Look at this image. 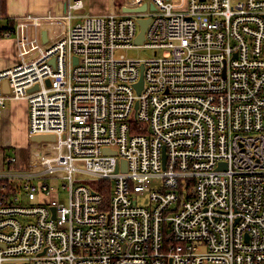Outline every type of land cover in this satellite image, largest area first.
Instances as JSON below:
<instances>
[{"label": "built area", "instance_id": "built-area-1", "mask_svg": "<svg viewBox=\"0 0 264 264\" xmlns=\"http://www.w3.org/2000/svg\"><path fill=\"white\" fill-rule=\"evenodd\" d=\"M110 2L7 24L29 153L0 169V264H264V0Z\"/></svg>", "mask_w": 264, "mask_h": 264}, {"label": "rangeland", "instance_id": "rangeland-1", "mask_svg": "<svg viewBox=\"0 0 264 264\" xmlns=\"http://www.w3.org/2000/svg\"><path fill=\"white\" fill-rule=\"evenodd\" d=\"M39 2L42 1H46V0H38ZM48 2L44 3H39L36 2L35 4V8L32 10L33 11H43L44 12V7L46 6V11L49 9H53L54 4H53V0H47ZM52 1V2H51ZM59 1V0H58ZM71 2H73L74 0H70ZM111 0H83V2L85 3L84 8L81 11H72V14L76 17L74 20H72L70 22V25H74L78 22H81L84 16H93V15H104V14H108L111 11ZM34 2V0H33ZM60 2V1H59ZM64 2V1H63ZM66 4V2H65ZM39 5V8H38ZM63 5V4H62ZM61 5V7H62ZM57 7L58 10H56V13H50L53 16L56 15L57 13L59 15H61L60 13V8H59V4L57 3ZM39 9V10H37ZM46 11L44 13H46ZM55 21H58L56 19H54ZM1 25H4L8 23V20L6 19H1L0 20ZM66 23L69 25V22L66 21ZM46 26L49 27H53V24H45ZM121 54H125L130 58H134V59H147L149 57L152 56V51L150 50H144V49H137V50H124L120 52ZM11 103L7 102L6 105H9ZM21 141V134H20V130H19V123L13 119H9L7 118L5 115L1 114L0 115V145L5 146L6 148L4 149V156L10 157V156H14L18 158V164L17 166L20 165H24L27 163L28 161V144H27V148L26 150H23L21 153L19 151H17L15 148V142H20ZM29 143V142H27ZM54 186V194L51 197V199H55L58 196L60 197V199L62 198L63 200L67 199V194H66V190H62V186L57 183V182H53L52 183ZM58 195V196H57ZM138 202L140 204H147L149 202L148 196H143L141 197ZM30 205H36L37 203L34 202H30Z\"/></svg>", "mask_w": 264, "mask_h": 264}, {"label": "crops", "instance_id": "crops-1", "mask_svg": "<svg viewBox=\"0 0 264 264\" xmlns=\"http://www.w3.org/2000/svg\"><path fill=\"white\" fill-rule=\"evenodd\" d=\"M59 1L53 0V4H54L53 9L58 10L57 3L59 4V7H61V5L63 4L62 7L59 9L61 12L60 16L63 17L67 14V11L65 10V5H66L65 2H67L68 0H59ZM36 2L39 1L34 0L33 2V0H6V12H5L6 14L2 15V17L6 16L9 18H16V17L24 16L29 11H32V8L33 9L35 8ZM42 2L46 3L48 1L46 0ZM16 54H17V43L15 39L13 38L10 39L6 37L1 38L0 39V70L12 66L15 63ZM10 101L11 103L9 105H6V107L2 110L1 114L19 123L21 141L18 143L15 142V147H16L15 149L21 153L23 150H26L28 144L27 142H28V129H29L28 128L29 107H28V103L25 100H9L7 102ZM5 148H6L5 146L0 145V169L6 168L5 166L6 157L4 156V152H3Z\"/></svg>", "mask_w": 264, "mask_h": 264}, {"label": "water", "instance_id": "water-1", "mask_svg": "<svg viewBox=\"0 0 264 264\" xmlns=\"http://www.w3.org/2000/svg\"><path fill=\"white\" fill-rule=\"evenodd\" d=\"M145 9H146V6H143L142 8L139 9V11H144ZM123 11L124 12H131L132 10H127L126 8H124ZM139 23L141 25V32L136 39V43L141 44L145 39V32H146L147 27L150 23V20L149 19H140ZM42 35H43L44 42H47V31L44 30ZM142 83H143V81L141 80L140 84L137 85L139 92L142 88ZM4 89L6 92L9 91V87H8V84L6 82L4 84ZM32 139L37 140V141L49 140V139L54 140L55 137L54 136H34Z\"/></svg>", "mask_w": 264, "mask_h": 264}, {"label": "trees", "instance_id": "trees-1", "mask_svg": "<svg viewBox=\"0 0 264 264\" xmlns=\"http://www.w3.org/2000/svg\"><path fill=\"white\" fill-rule=\"evenodd\" d=\"M5 12H6V0H0V14H1L0 16H1V18L5 19V20L7 19L8 23H9V21L12 20L13 18H9L6 16L2 17V15L6 14ZM7 24H5V25L3 24L0 26V39L5 37L4 33L9 29ZM11 26H13V22H11Z\"/></svg>", "mask_w": 264, "mask_h": 264}, {"label": "bare ground", "instance_id": "bare-ground-1", "mask_svg": "<svg viewBox=\"0 0 264 264\" xmlns=\"http://www.w3.org/2000/svg\"><path fill=\"white\" fill-rule=\"evenodd\" d=\"M2 18L0 17V20H1ZM50 24H53V22H49ZM48 23V24H49ZM47 31V30H46ZM48 41H49V36H48V32H47V42H44V40H43V42L45 43V44H47L48 43ZM35 141H37V140H35ZM43 141V140H42ZM40 142V141H39Z\"/></svg>", "mask_w": 264, "mask_h": 264}]
</instances>
